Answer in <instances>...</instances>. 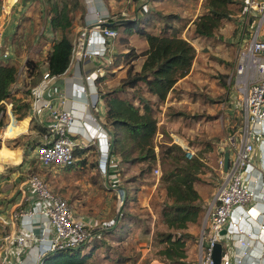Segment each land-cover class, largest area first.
Instances as JSON below:
<instances>
[{
  "label": "crops",
  "instance_id": "obj_1",
  "mask_svg": "<svg viewBox=\"0 0 264 264\" xmlns=\"http://www.w3.org/2000/svg\"><path fill=\"white\" fill-rule=\"evenodd\" d=\"M46 1L48 0H7L5 6L7 9H4L5 11L3 13H5L8 25L5 27V39L8 40L9 44L13 41L12 38L18 26V20H16L17 15H23L27 12L31 4L33 6L35 4V11L31 10V21L41 29L39 34L49 39L50 46L48 50L51 48L53 39L61 37L60 32H54L52 30L50 25L51 14H48L46 8L44 11ZM57 2L59 3L58 0ZM27 3L29 5L26 6ZM86 3H88V6L85 5L82 11L77 12L75 21L72 19L69 36L74 41L78 35L86 31L87 35L91 38L89 50L97 49L103 42L102 33L98 25H96V19L99 15L103 17L109 14V19L106 23H110L115 21L119 16L129 18L139 17L144 13L142 8L146 10L163 9V0H90V3L88 1ZM15 9H17L18 14L15 12L16 15L11 22V16ZM70 15H72V12ZM244 16H246V12ZM29 22L30 18L28 20ZM138 36V34H132L126 40L117 38L113 41V48L108 56H87L81 61H75L70 64L64 74L56 76L52 80L40 79V82L32 88L31 94H26V92H23L18 87L17 79L15 83L16 87L14 88V92H16L14 94L15 98H22L24 101L31 103L35 93L38 92L44 99L51 102L53 108L65 110L73 114L75 117V137L85 147L92 148L85 155L87 157L92 155V152L95 153L96 160H98V167L92 170V174L95 175V180L85 182L84 178H82L83 170L79 166L71 170H53L41 167L38 162H35L36 165L31 164V160L29 159L36 158L34 155L36 145L43 138V133H39L38 129L34 127L35 125L45 126V124H48L51 120L50 112L46 110L45 114L39 117L35 114L33 115L30 111L26 118L19 120L15 115L12 101L6 102L4 125L0 127V239L10 232L18 234L26 233L31 224L37 235H48L45 222L37 212L32 217L18 220L16 225L5 223L10 218L12 211L18 206L23 208L31 207L33 209L39 208L41 205V202L33 195H31L30 200H23L21 188L26 185L27 175L30 172L39 171L46 181H48L51 188L66 198L75 208L77 215L85 218L86 221L98 222V226H104L109 224V222L111 225L115 222L116 218L113 219V217L117 212L116 210H118L115 199V197H118L116 188L121 187L122 184L118 174L119 158L111 155L110 131L105 126L106 106L105 101L98 95V84H96V81L95 83H92L91 80L88 82L85 77L90 73H95L99 77V75L113 72L115 73V77L110 78L106 83H108L109 87L118 83L129 66L121 54L128 52L131 48H135L137 52L144 51L148 48L147 41L144 38L138 39L142 38ZM136 40H139L140 46L136 44ZM10 48L7 50L9 56L18 65L19 60L14 57L11 46ZM28 58L26 57L23 60L19 74H21L23 69L26 70L25 64ZM144 59L145 57L141 56L135 61L136 71L142 68ZM197 60L198 56L189 74L178 81L177 86L179 89L177 90L179 91H176L175 94L170 93L164 104L159 106V132L156 136L158 166L161 161L162 150L159 148L157 140L159 138L162 139L166 135L170 137V140L164 139V141H159L162 145H172L175 143L184 150L190 147L194 151L206 148L203 142L212 140L211 134V136L209 134L207 136L206 133L205 137H202V134V138L196 137L198 134L189 138L188 134L190 133L189 127L195 124V120L192 122L193 118H195L194 116H198V118H201L200 116H203L202 114H207L208 116V113L213 111L212 106H214L215 111L220 110L218 108L223 105L224 112L222 118L224 119V130L228 132L226 138L228 139L230 135L235 134L238 144H240V128L231 134V128L235 125L233 124L234 112L241 110L240 99L230 88L229 84L224 86L219 83L221 79L219 75H210L211 80L217 81L215 84L217 95H210L208 94L209 92H206L200 86L193 85L195 82L192 81L193 83H191L192 78L194 77L198 80L196 76L198 73H201L199 68L196 67ZM232 65L234 66V63ZM47 71V63H42L40 72L44 75ZM203 95L207 96L206 100H203ZM205 102L208 103V108ZM185 103L187 106L184 105ZM168 108L178 112L180 116L169 122L166 117ZM182 112L185 114H181ZM242 125L243 123L241 127ZM107 132L109 134L108 139L105 138ZM193 138H196L198 141ZM190 139H193V141L190 142ZM22 140L24 142H21ZM32 142L37 143L35 147L32 146ZM188 142L190 145H188ZM222 143L225 144L226 141ZM255 144L256 150L252 157V164L254 165L252 168L253 174L247 177L246 183L255 191L256 199L246 209L242 207L237 208L232 217V221L236 222L237 217L241 213L246 211L250 215L249 219L238 223L239 229L235 232L241 233V238L244 241L251 242V245L245 246L239 242L237 236L232 233L233 228L231 226H226L222 230L218 242L222 245L223 249L222 260H230L232 264H264V230L260 228L261 225H264V142L258 139L255 141ZM103 186L106 188V195L103 194L101 196ZM84 188L90 191L88 192L92 206L90 212H86L85 210L80 211L86 203L84 196L81 197V194L85 190ZM102 222L104 224L100 225ZM192 228H196V230ZM199 229L201 230V228ZM188 231L198 236V241H191L189 243L187 261L196 264L194 261L197 258V264H199L200 231L198 232L197 225L190 226ZM139 246L142 247V245ZM142 248L144 250V247ZM148 250L150 249L148 248ZM15 259L16 261L12 264H39L38 248H32V244L28 243L24 250L17 252ZM238 259H241L240 263L237 261Z\"/></svg>",
  "mask_w": 264,
  "mask_h": 264
},
{
  "label": "trees",
  "instance_id": "obj_2",
  "mask_svg": "<svg viewBox=\"0 0 264 264\" xmlns=\"http://www.w3.org/2000/svg\"><path fill=\"white\" fill-rule=\"evenodd\" d=\"M48 1L52 5L50 25L54 32L61 33V37L53 39L43 61L40 60L41 58L27 59L26 72L35 79L32 88L40 82V79L43 80L44 75L40 72L42 63H47V73L50 76H60L69 68L73 55L74 41L69 36L72 18L68 4L61 6L57 0ZM235 2V0H203V11L192 22L193 39L210 41L213 44L222 43L224 37H218L217 32L223 23L235 21L231 9ZM240 4L245 13V0ZM142 10L144 13L139 17L119 16L115 21L105 23L104 26L117 30L120 40L128 39L130 33L135 31L147 41L148 48L140 52L131 48L130 52L123 53L124 60L129 66L119 82L112 87L106 82L115 77L113 72L99 75L96 80L98 95L105 101V126L110 131L111 155L119 158L118 174L122 179L121 188L125 191V203L128 205H124L126 207L121 209L120 214L117 213L114 223L107 224L108 228L102 230V238H94L77 248L51 252L44 256L39 264H91L95 253L101 249L107 251L103 258L115 264H122L127 258H131L130 255L125 257L124 249L120 246L125 243L127 234L137 231L140 216L129 207L132 195L128 188L130 185H127L126 189L123 183L127 171L125 167L139 168L135 180L142 183L146 176L151 175L158 168L156 149L160 113L158 107L164 104L170 93L175 94L179 91L178 81L189 74L197 56L195 45L183 37L180 28L174 24L176 20L183 19L178 13H165L164 8L162 10L142 8ZM240 24L241 21L238 23V29ZM18 29L19 24L13 35V41L20 38L21 33ZM237 36L238 31L236 38ZM109 45L111 46V43ZM141 56L145 59L142 68L136 71L135 61ZM19 71V66L12 58H0V127L4 125L6 102L12 101L15 115L19 120L26 118L31 111V103L14 97L16 92L13 88L19 77ZM221 84L227 86L225 82ZM26 94H31V90ZM179 116L178 112L168 108L166 117L169 122ZM235 126L231 128V134L237 129ZM34 128L38 129L39 133L44 134L46 131L45 126L35 125ZM210 142H203L206 148L201 149L191 159H188L186 151L175 143L167 145L162 150L161 162L165 164L169 161L171 168L164 167L161 177L165 200L159 214L164 229L157 230V233L154 231L153 236L158 246L156 256L166 264H192L187 261L188 246L191 241H198V236L191 234L188 229L192 225L200 224L222 180V177L211 180H205L203 177L213 173L215 167L220 171L219 162L226 152L224 143L218 144L215 148L207 147ZM31 144L35 147L37 143ZM91 150L90 147L77 146L75 154L78 160L65 170L77 166L86 170L88 156L86 157L85 154ZM91 167L92 170L98 167V160ZM148 185L145 182L144 186ZM53 191L56 192L54 189ZM154 208L158 211L157 203L154 204ZM122 230L126 234L121 235ZM144 232L151 233L147 228ZM89 246L91 249L85 253ZM111 250L118 254L116 258L112 257Z\"/></svg>",
  "mask_w": 264,
  "mask_h": 264
},
{
  "label": "built area",
  "instance_id": "obj_3",
  "mask_svg": "<svg viewBox=\"0 0 264 264\" xmlns=\"http://www.w3.org/2000/svg\"><path fill=\"white\" fill-rule=\"evenodd\" d=\"M4 6L5 3L2 5L1 15L5 11ZM245 12L246 16L236 38L237 54L234 66L228 80L230 88L240 99L243 110V125L239 130L241 141L238 144L234 134L228 137L224 145L226 151L230 152V167L227 171L224 170L223 156L219 162L222 180L208 207L200 236L199 264H216L214 248L226 226L233 228L232 233L237 236L239 242L245 246L251 245V242L241 238V233L235 232L239 229L238 223L249 219L250 215L245 211L237 217L236 222L232 221V217L237 208L246 209L256 199V193L247 185L246 179L253 174L252 157L256 150L255 141L261 139L264 142V0H246ZM108 19L109 14L103 17L99 15L96 19V25L103 38L97 49L89 50L91 38L86 31L75 38L71 64L87 56L106 57L110 54L113 41L119 37V33L109 26H104ZM6 24L5 15L1 16L0 58L10 57L8 51L3 49ZM97 77L95 73H90L85 78L88 82L91 80L95 83ZM43 78L52 80L56 76H50L46 72ZM46 110H49L51 120L45 124L46 131L42 140L36 145L35 156L40 166L45 169L65 170L78 160L75 154L76 147L85 146L75 137L73 114L53 108L50 101L36 92L31 100V112L41 117ZM105 138L108 139L109 135L105 134ZM185 151L188 159L195 156L192 148L187 147ZM154 172L161 174L159 168ZM26 185L21 188L23 200L28 201L33 195L41 202L40 207L32 209L18 206L5 223L16 225L18 220L32 217L37 212L45 222L48 235H37L32 224L26 233H8L0 239V264L14 263L17 252L24 250L28 243L32 244V248H38L39 260H41L51 252L77 248L94 238H102V230L107 224L96 229L92 222L78 216L71 203L54 192L41 173H28ZM117 192L123 204L125 191L120 187ZM260 228L264 230V225ZM237 261L240 263L241 259ZM220 264H232V262L221 260Z\"/></svg>",
  "mask_w": 264,
  "mask_h": 264
},
{
  "label": "rangeland",
  "instance_id": "obj_4",
  "mask_svg": "<svg viewBox=\"0 0 264 264\" xmlns=\"http://www.w3.org/2000/svg\"><path fill=\"white\" fill-rule=\"evenodd\" d=\"M58 1L60 5L68 4L70 13L72 12V15H71L72 19L74 21L76 19L77 12L80 10L82 11V8L85 5L88 6V3H86V1L90 3V0H58ZM235 1H236L235 4L231 6V9L234 13L233 16H234L235 21L234 20L227 21L222 24L221 29H219V31L217 32L218 33L217 36L224 37L221 40L223 44L222 43L213 44L210 41L204 42L203 40L193 39V33L191 30L192 21H194L202 13L203 0H163V8L165 10L164 12L165 13L175 12V13H178L183 18L182 20H176L174 24L180 28L182 32V36L188 39L189 41H191L197 47L198 60L196 63V67L199 68L201 73H198L196 76L198 77V80L197 78L195 79L193 77L191 80V83H193L192 81H194L195 83L193 85H197L198 87L200 86L206 92H209L208 94L210 95L218 94L216 93V87H215V84L217 83V81L211 80L210 75H215V76L219 75V77L221 78L219 83L225 82L228 85V80H229L230 73L233 67L232 64L234 63L235 56L237 54L236 35L238 31V23L240 21L242 22L245 16H244V10H243L244 8L240 4L242 0H235ZM4 3L6 6L7 0H0V14H1L2 5ZM27 5L29 4L27 3L26 6ZM5 6H4V9H7V7ZM29 6L31 7L27 10V12H25L23 15H20V14L17 15L18 17L16 16L17 17L16 20H18V24H19L18 32L21 33L20 38H16V40H14L13 42H10V44L8 40L4 39L5 43H4L3 49L7 51L11 49L10 46L12 47L14 57L19 60L18 61L19 68L23 64L22 62L23 60H25L26 57H33V58L37 57L39 59L41 58L40 60L43 61L42 59L45 58V53L48 51V48L50 46L49 39L46 38L45 36L40 35L39 33L41 29H39L38 25H35L31 21L32 20L31 10L35 11V4L34 6L32 4ZM51 7L52 5L49 3V1H46V4L44 5V11L46 8L48 14H50ZM15 12H17V9L14 10L13 15L11 16V22L13 21L14 16L16 15ZM4 15L5 13H3L2 16ZM29 18H30V22L28 23ZM6 26L8 25L6 24ZM132 34L136 35L137 32L133 31L130 33V35ZM4 35L6 34L4 33ZM138 39H143V38H138ZM135 42L138 46H140L139 40H136ZM121 55L123 56L124 54H121ZM114 74L111 73V75H114ZM34 85H35V79L28 76L26 70L23 69L21 71V74H19V77H18V87L21 88L23 92H27L29 90H32V86ZM203 96H204L202 97L203 100H206L207 96L205 95ZM206 103L207 102H205V104ZM184 105L187 106L186 103ZM208 107L209 105L207 103V108ZM212 108H213V111L209 112L208 116L207 114H202L203 116H200L201 118H198V116H194L195 118H193L192 122L195 120L194 121L195 124L189 127L190 133L188 132L189 133L188 137L192 138L194 135H197V134L198 135L196 137H201L202 134H203L202 137H205L206 133H207V136L211 134L212 136L211 135L210 136L212 137V140H209V141H211L212 143L210 142V144L207 145V147L214 146L215 148L218 144L227 140L226 137L228 135V132L224 130L225 128L224 119L222 118V115L224 112L223 105H221L218 108L220 110L214 111V106H212ZM234 113H235L236 118L234 119L233 124H235L236 125L235 127L239 129L241 127L242 120H243V110H240V111L238 110V112L235 111ZM106 134H108V132ZM164 139L170 140V137L166 135L162 139L159 138L157 140L158 146L161 150H163L164 147H167V145H162L159 142V141H164ZM193 139L195 140L196 138H193ZM193 139H190V142L193 141ZM21 142H24V141L22 140ZM188 145H190V143ZM199 151H200L199 149L196 150L195 155L196 153H199ZM29 160H31V164L33 163V165H36L35 162L36 163L38 162L36 158L34 159L30 158ZM87 160L88 162L85 167L86 170H83L82 172L83 174L82 178H84L85 182L95 180V175L92 174L93 167H91V165L94 164L96 161L95 153L92 152V155L88 156ZM88 166H90V168ZM157 167L160 169L161 174H156L153 171L151 175L146 176L143 179L144 183L135 180V177L137 176V173L139 172V168L125 167L127 171H126V175L123 178V183L125 185V188L127 185H130L128 188H129L130 194L132 195L131 196L132 199L130 201L129 207L131 208V211H133L136 215L137 213L139 214L140 225L138 226L137 231H131L130 234H127L126 241L124 240L125 243L120 246L122 249H124L123 253L125 257H128V255L131 256V258H127L126 261H124L122 264H166L164 261L157 258L156 256V251L158 250V246H156L154 242L153 235H154V231L155 233H157V230L164 229V226L161 223L160 214H159V211L162 209V206L165 200V190H164L163 185L161 184V177H162L164 167L171 168V165L169 161H167L165 164H163V162L160 161V164ZM53 170H56V169H53ZM203 177L205 180L207 179L211 180L213 178L222 177V172L221 170L219 171L217 167H215L213 173L212 172L211 174L208 173L207 175ZM132 180L135 182H132ZM121 182H122V179H121ZM145 182H147L149 185L144 186ZM119 188H116V190L118 191ZM84 189L85 190L81 194V197L84 196L86 203L85 205H83L84 207L80 211L85 210L86 212L87 211L90 212L92 210L91 209L92 206L90 203V196L88 193L90 191L87 188H84ZM101 194H102L101 196H103V194L106 195L105 187L102 188ZM120 198L122 197L120 196ZM115 199L117 201L116 208L118 210H116L117 212L115 216L113 217V219L116 218L117 213L118 214L121 213V209L123 207H126L128 205V203L127 204L125 203V199L123 201V204H121V200L119 199V197L117 198L115 197ZM152 200H153V204H152ZM155 203L158 204V211L154 208ZM208 207H207V210H208ZM79 208L77 209L79 210ZM206 213L202 221L200 222V224L197 225L198 232L200 231V236L202 233V228L204 226V219H205ZM91 222L94 224L96 229H99L101 227V226H98L99 225L98 222H93V221ZM102 224H104V222L100 223V225ZM109 225H110V222H109ZM107 228L108 227H106L105 229ZM146 228L149 231H151V233L146 234L144 232L146 231ZM199 228H201V230ZM192 229L196 230V228H192ZM122 234L123 235L126 234L124 230H122L121 235ZM138 238L140 240H138ZM107 239L110 240L111 237L110 238L107 237ZM140 242H143V243L141 244ZM139 245H142V247H144V250H142L143 248L140 247ZM148 248L150 250L147 251ZM90 249H91V246H89L85 250V253H87ZM106 252H107L106 249L98 250L95 253V258L91 264H115L111 261H106L103 258L106 256L105 254ZM111 255L112 257L116 258L118 254L113 253L111 250ZM194 262L197 264L198 262L197 258Z\"/></svg>",
  "mask_w": 264,
  "mask_h": 264
},
{
  "label": "water",
  "instance_id": "obj_5",
  "mask_svg": "<svg viewBox=\"0 0 264 264\" xmlns=\"http://www.w3.org/2000/svg\"><path fill=\"white\" fill-rule=\"evenodd\" d=\"M229 167H230V152L227 151L225 152L224 155V170L227 171ZM222 253H223L222 245L220 243H217L213 253L216 264H220L222 260Z\"/></svg>",
  "mask_w": 264,
  "mask_h": 264
}]
</instances>
